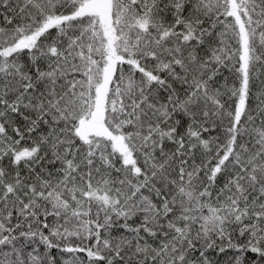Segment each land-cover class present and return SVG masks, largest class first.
<instances>
[{"label": "snow or ice", "instance_id": "1", "mask_svg": "<svg viewBox=\"0 0 264 264\" xmlns=\"http://www.w3.org/2000/svg\"><path fill=\"white\" fill-rule=\"evenodd\" d=\"M0 264H264V0H0Z\"/></svg>", "mask_w": 264, "mask_h": 264}]
</instances>
